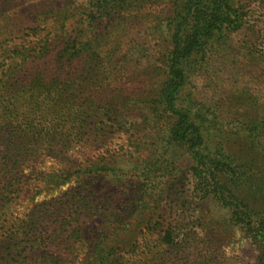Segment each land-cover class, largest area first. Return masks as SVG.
I'll return each instance as SVG.
<instances>
[{
    "label": "rangeland",
    "instance_id": "rangeland-1",
    "mask_svg": "<svg viewBox=\"0 0 264 264\" xmlns=\"http://www.w3.org/2000/svg\"><path fill=\"white\" fill-rule=\"evenodd\" d=\"M95 1L0 0V86L20 87L11 99L0 98V122L4 130L29 123L35 131L28 140L17 135L26 148L17 156L18 176L8 190L0 185L8 198L0 202V264L82 259L113 223L142 225L144 192L151 193L154 213L151 245L168 227L182 228L177 243L161 247L169 263L264 264V242L235 224L226 208L196 197L191 154L167 146L170 120L145 106L167 79L170 7L107 11L91 25L84 18ZM236 6L242 27L206 49L182 92L218 115L232 141L228 131L236 122L230 121L253 123L264 108V0H236ZM72 41L83 43L76 53L64 50ZM45 44L52 46L47 56ZM14 50L35 57L20 65L8 59ZM43 84L67 95L77 90V97L54 112L55 93ZM9 104L13 119L4 110Z\"/></svg>",
    "mask_w": 264,
    "mask_h": 264
},
{
    "label": "trees",
    "instance_id": "trees-1",
    "mask_svg": "<svg viewBox=\"0 0 264 264\" xmlns=\"http://www.w3.org/2000/svg\"><path fill=\"white\" fill-rule=\"evenodd\" d=\"M148 3H164L170 7L171 12L165 26L166 42L169 43L164 57L167 79L157 92L144 100L145 106L152 114L170 120L165 135L167 146L179 147L191 154L196 197L199 200H213L226 208L235 224L264 242V108L261 106L258 110L253 123L250 117L230 121L231 124L236 122L234 130L228 131L236 139L232 141L218 115L210 116L209 110L197 106L191 96L184 97L185 100L182 93L191 75L197 71L206 49L212 48L218 39H224L229 33L242 27L243 13L236 6V0H96L84 19L92 25L107 11H131ZM70 44L71 47L67 46L64 50L73 49L76 53L83 43L72 41ZM45 45L42 47L45 49L42 55L47 56L50 52L48 49L52 50V46ZM73 55L77 57L76 54ZM34 57L28 50H14L8 59L22 65ZM12 64L6 63L1 72L7 75ZM52 75H55L53 80L57 82L53 84L59 85V74ZM39 80L43 83L46 79ZM17 84L14 82L7 85L4 82L0 86V98L11 99L20 89ZM52 88L53 86L45 85L47 93H55V100L49 105V109L54 112L68 108L70 100L77 97V90H71L67 95L70 90ZM11 107L12 104L4 106V110L13 119L14 110ZM6 126L7 124L0 122V185L2 184L4 191L16 181L21 164L17 156L26 149L16 143L17 135L20 132L21 138L28 140L31 133H35L29 123L20 129L4 130ZM42 131L43 128L38 130L40 135ZM144 193L142 203L146 206L141 211L142 225L113 223L116 225L111 226L110 234L94 241L84 258H58L55 262L129 264L128 260L134 263L144 260L145 264H173L169 263L171 259L164 260L161 257V247L177 243L182 228L178 230L168 227L163 236L156 240L157 243L151 245L155 229L149 223L152 222L154 213L148 210L151 193ZM5 195L0 192V202L6 203L8 198Z\"/></svg>",
    "mask_w": 264,
    "mask_h": 264
}]
</instances>
